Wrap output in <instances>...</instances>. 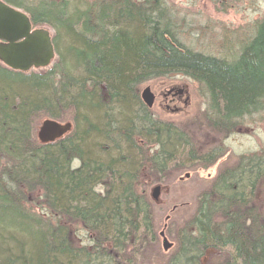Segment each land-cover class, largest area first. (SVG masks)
<instances>
[{
    "label": "trees",
    "instance_id": "1",
    "mask_svg": "<svg viewBox=\"0 0 264 264\" xmlns=\"http://www.w3.org/2000/svg\"><path fill=\"white\" fill-rule=\"evenodd\" d=\"M3 1L53 31L55 58L39 71L0 63V264H141L156 240L142 172L158 182L223 152H199L186 130L155 118L140 86L189 78L207 98V128L230 134L264 114V20L225 58L185 46L162 0ZM46 118L71 130L40 143ZM260 191L264 150L241 155L198 194L165 264H264ZM73 224L86 244L71 237Z\"/></svg>",
    "mask_w": 264,
    "mask_h": 264
},
{
    "label": "rangeland",
    "instance_id": "2",
    "mask_svg": "<svg viewBox=\"0 0 264 264\" xmlns=\"http://www.w3.org/2000/svg\"><path fill=\"white\" fill-rule=\"evenodd\" d=\"M162 1L180 29V38L185 46L219 57L235 56L242 45L253 37V25L264 18V0H238L231 7L224 4L221 12L208 7L203 0ZM50 32L53 33L51 29ZM146 86L156 95L150 108L155 118L172 122L186 130L199 152L205 153L218 146L223 152L207 168L192 167L175 171L158 182L154 180V176L142 172L138 185L151 202L156 240L148 247L141 264H165L175 252L177 241L173 239V234H177L193 215L198 194L209 187L218 172L232 167L241 155L264 150V114L243 118L230 134L224 136L207 128L203 119L207 98L194 81L182 75H173L146 82L140 86L139 91ZM169 87L185 89L181 101L175 103L178 111L168 110L163 106L161 92ZM170 108L173 109V106ZM155 186L160 187L156 200L151 195ZM257 199L264 209V191H260ZM160 232L172 244L167 251L162 249ZM70 235L78 245L87 243V234L78 225H71ZM206 258H209V253L205 254L204 260Z\"/></svg>",
    "mask_w": 264,
    "mask_h": 264
},
{
    "label": "water",
    "instance_id": "3",
    "mask_svg": "<svg viewBox=\"0 0 264 264\" xmlns=\"http://www.w3.org/2000/svg\"><path fill=\"white\" fill-rule=\"evenodd\" d=\"M54 57L50 30L45 27L33 28L24 11L0 0V63L12 70L28 72L49 67ZM154 98L149 86L140 91V99L148 109L153 106ZM70 130L69 121L58 122L46 118L38 127L37 139L40 143L53 142ZM159 188L155 186L152 190L154 200L158 198ZM159 235L162 249L169 250L172 244L163 232Z\"/></svg>",
    "mask_w": 264,
    "mask_h": 264
},
{
    "label": "flooded vegetation",
    "instance_id": "4",
    "mask_svg": "<svg viewBox=\"0 0 264 264\" xmlns=\"http://www.w3.org/2000/svg\"><path fill=\"white\" fill-rule=\"evenodd\" d=\"M204 4H206L208 7L210 6L213 10L217 12L223 11V5L228 4L230 7L233 6V3L238 2V0H203ZM229 7V8H230ZM243 7V6H242ZM228 8V9H229ZM244 8V7H243ZM227 9V10H228ZM255 20V18H254ZM263 19L259 20L263 21ZM256 25H253L252 31L253 36L256 34ZM185 93V89L182 87H169L165 88L164 91L161 92L162 100H163V106L165 109L172 110V111H178V108H176L175 103H178L181 101L182 94ZM154 97L156 98V95L154 94ZM173 106V109L170 108V106Z\"/></svg>",
    "mask_w": 264,
    "mask_h": 264
}]
</instances>
